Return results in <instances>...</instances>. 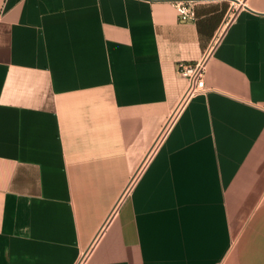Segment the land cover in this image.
<instances>
[{"label": "crops", "instance_id": "1", "mask_svg": "<svg viewBox=\"0 0 264 264\" xmlns=\"http://www.w3.org/2000/svg\"><path fill=\"white\" fill-rule=\"evenodd\" d=\"M174 1L0 0V264H264V0Z\"/></svg>", "mask_w": 264, "mask_h": 264}, {"label": "built area", "instance_id": "2", "mask_svg": "<svg viewBox=\"0 0 264 264\" xmlns=\"http://www.w3.org/2000/svg\"><path fill=\"white\" fill-rule=\"evenodd\" d=\"M174 4L181 20L186 21L194 18L195 13L189 2L185 0H175ZM211 51V49L208 50L201 58V60H199L195 65H180V73L189 80V86L185 93V98L203 92L205 90V68L207 61L211 56ZM83 262L84 258L79 260L77 264H83Z\"/></svg>", "mask_w": 264, "mask_h": 264}]
</instances>
